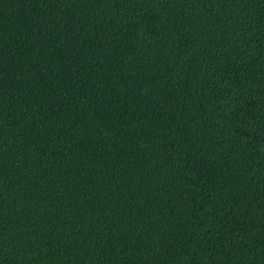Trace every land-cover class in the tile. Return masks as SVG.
Instances as JSON below:
<instances>
[{"label": "trees", "instance_id": "16d2710c", "mask_svg": "<svg viewBox=\"0 0 264 264\" xmlns=\"http://www.w3.org/2000/svg\"><path fill=\"white\" fill-rule=\"evenodd\" d=\"M0 264H264V0H0Z\"/></svg>", "mask_w": 264, "mask_h": 264}]
</instances>
